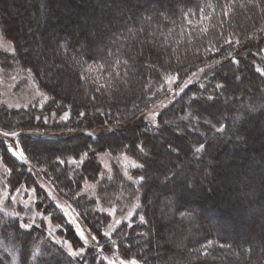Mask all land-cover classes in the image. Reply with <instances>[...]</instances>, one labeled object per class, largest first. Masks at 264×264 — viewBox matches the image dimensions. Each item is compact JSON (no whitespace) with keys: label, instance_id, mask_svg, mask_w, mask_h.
<instances>
[{"label":"trees","instance_id":"16d2710c","mask_svg":"<svg viewBox=\"0 0 264 264\" xmlns=\"http://www.w3.org/2000/svg\"><path fill=\"white\" fill-rule=\"evenodd\" d=\"M6 1L0 0V7L3 10H6L8 5L6 3L5 6ZM44 1H40L41 6ZM46 1L48 5L54 2L60 6L58 10L60 12L56 11L57 9H48V15L52 12L49 15L51 19L56 15L66 19L63 24L61 23V26L63 30L66 28L67 31L65 34L61 31L62 39L59 37L53 40L55 36H59L60 30L58 29L54 33L52 30L50 35L53 37L55 34V36L48 41L46 37L44 42L47 48L48 45L55 44L54 50L57 51L56 57L61 61L60 65H62V59L68 61V64L63 61L62 69L59 71L61 77L71 74V77L74 78L72 80L79 88L76 90L77 94L74 92L75 94L73 93L71 96L69 95L71 92L68 91H65L64 94L55 92L49 88V83L47 84L44 78L39 80L35 73V71L38 72L36 64L30 65L26 62L27 60L29 62V59L18 52V40L12 37L15 34L13 27L15 25L5 23L4 20L2 24L5 37L13 42L17 57L21 56L19 59L27 64V67L38 79L40 87L51 96L49 105L40 109L30 107L21 112L20 116L15 117L24 128L25 126L35 128V130L47 133L48 136L18 137L21 153L13 155L7 141L0 135V156L11 167L14 179L22 180L29 164L36 165L34 159L38 150L34 146L40 143L39 141H46L58 146V148H49L46 152L48 155L45 156L48 159H40L42 162L47 164L52 160L51 166L58 164L65 168L61 161L66 162L69 157L75 158L78 166H74V169L80 170L81 180H88L94 169L99 168L100 170V165L96 164L97 160L95 159L98 153L104 151L113 153L123 148L130 150L129 147H131L134 150L133 157L136 156L137 160H139V156L143 158L137 147L139 144L142 145V142H150V137L155 138L151 133H147L145 138L131 146L128 142L125 143V140H120L119 146L123 145L122 147L109 144L113 142L108 138L103 139L102 136L109 134L106 132L98 134L96 137L80 132L75 133L79 129L87 130L95 126V121L87 118L97 107L98 109L108 107L105 110L107 116L115 118L123 116L124 120L126 116L129 119L141 111L144 101L148 100L144 86L147 85V78H149V76L145 77L149 74L144 71L143 62L140 60L142 58H139L140 42L143 40H147V42L142 46L157 60L159 53L172 55L174 58L171 63L177 61L178 57L181 63L189 68L177 71L181 75L197 69L201 61L203 65L214 61V59L221 61L219 64H214L208 70L209 72L207 71L205 77L190 84L184 93H181L171 104V108L159 114L160 119L168 122L174 116L183 113L184 115L189 113L188 117L199 119L196 132L182 130L183 134L177 135L178 132L175 134L167 129L169 123L166 126L163 122L157 128L160 134L167 135L168 138L173 136L177 145L181 144L186 158L191 156L194 160H199L201 170L204 169L208 174L219 177L223 176L219 175L223 173L222 169L215 168L214 171H211L208 167L212 159L216 157V148H223L228 143L238 145L243 142L245 149H240L238 146L231 149L230 152L240 153L239 151L242 150V154H245L248 151L260 149L264 144V141L259 142L258 134L253 133L249 128V125L257 124L258 121L264 122V73L258 71L253 64L254 52L261 53L264 49V0H181L177 3H174L173 0H96V2L88 0L91 8L95 9L93 11L103 14L97 19L103 20L96 25L95 34L91 30L93 25H90L89 29L80 30L79 36L85 38L81 46H76L79 36L73 34L72 27H69L71 26L69 19L80 20L83 17L86 9V5L82 4L84 1ZM54 11L58 13L54 14ZM90 18L93 20L94 15L92 14ZM201 19L202 22L195 25ZM83 22L86 23L85 20ZM52 24L49 22V27ZM39 40L41 43L43 42V38ZM225 40H230L231 43H225ZM137 49L140 51L135 54ZM231 53L233 55L229 57L228 55ZM141 54H144V50ZM8 56L2 54L0 60ZM262 68L264 72V63ZM217 85L223 87L218 88ZM149 86L148 92L152 93V84L150 83ZM81 92L86 104L78 97ZM128 93L131 96H127ZM230 94H233V98L228 97ZM235 95L239 98H235ZM82 107L84 109L81 110ZM67 110L76 117L74 120L45 124L43 119L40 121L36 119L37 116L49 117L53 111L60 113ZM81 112L85 115L80 116ZM8 113L4 109H0V120L9 125L11 120L6 117L10 116ZM102 115H97L96 119L102 120ZM181 135H185L186 138L193 136L194 139L190 144L189 141L179 143V139L183 138ZM164 139L166 140V138ZM201 145L204 147L198 152L197 149ZM166 147L165 151L170 154V157L177 155L175 153L178 150L176 146H171L167 142ZM228 149L227 147L226 150L228 151ZM85 153H87L86 156ZM21 154H23V159H21ZM81 158H83L82 163H80ZM249 158L245 155L242 163L251 165L252 161L254 166L249 167H252L255 172L258 169L261 170L259 173L263 174L258 175H264L263 163L253 161L251 158L250 161ZM41 161L38 160L39 165ZM153 165V161H150L147 171L150 172ZM142 169L144 171V167ZM62 173L63 171L58 176H62ZM29 176L31 177L30 174ZM141 176L144 178L143 182L138 185L141 187V193L135 194L140 200V207L137 208L140 215L133 216L132 222L121 225L123 233L119 237V241H116V245H121L122 242L124 244L116 251L118 255L109 253L107 241L94 230L95 228L89 226L93 231L90 235L95 236L96 239H92L91 244L87 245V249L92 251L93 256L99 257L100 264H110V262L111 264H120L121 260L127 262L132 259L137 260L138 264H264V230L260 232L251 229L243 237H231L225 230L217 227L220 218L230 216V211L235 207L234 202L227 204L222 200L214 202L208 197L210 192L208 195L204 191L200 194L195 193L196 190L193 191V187L188 188L185 183L182 185L178 180L176 182L175 169L167 171L162 183L158 185L153 184V178L145 176V172ZM242 177L247 180V187L245 188L241 183V192L252 191L250 195L254 197L255 192L259 193V196L255 197L256 202H252L251 209L253 210L250 214L253 218H257L258 225L263 226L264 218L259 214L261 215L264 210V195L260 193L264 191V182L258 188L253 187V190L249 186L251 178L247 174H243ZM62 180H64V176L61 177L60 181ZM10 183L18 184L17 181H10ZM55 186L60 193V188ZM214 190L218 196H221L222 191L216 188ZM154 192L155 195L157 193V196L152 199L151 193ZM161 201L165 202L166 212H171L177 222H183L181 224L183 236L179 240L180 244L177 249L161 245L157 253L154 244H149L150 233L148 231L150 228L155 230L160 227L151 214L155 213L154 208L160 207ZM48 205L53 207L61 220L64 221V215L55 202L48 199ZM140 216L144 217V222L140 221ZM235 225L239 226L240 223L236 222ZM232 227L234 228V226ZM39 229L42 230V228ZM159 229V232L164 230L163 227ZM40 230H37L34 225L23 230V234L20 229H16L10 244L7 245L5 240V244L0 245V261L5 262L3 259L7 258L6 262L8 263L6 264L82 263L80 260H77L76 263L75 258L70 256L72 260L66 256V253L56 243L53 248H50V244L43 243V240L39 242L44 238V232ZM186 230L188 236H186ZM72 233L73 239L80 243L75 232L72 231ZM2 234L0 233V237ZM161 237L163 238L162 233ZM208 241L212 242L211 245L202 248L201 246L206 245ZM35 244L39 245L37 254L33 253ZM52 253L59 254L62 260L58 261L52 256Z\"/></svg>","mask_w":264,"mask_h":264},{"label":"rangeland","instance_id":"374dc122","mask_svg":"<svg viewBox=\"0 0 264 264\" xmlns=\"http://www.w3.org/2000/svg\"><path fill=\"white\" fill-rule=\"evenodd\" d=\"M40 1L41 0H7L5 2V6L6 3L8 4L6 10L0 7V55H9L5 59L0 60V109H4L7 113L9 112L8 114L10 116L6 117H9L8 120H11L9 125L0 120V133L3 131H16L19 133L17 137H4L13 155L21 153L18 137L48 136L47 133L35 130V128H27V126L24 128L22 123L15 118L30 107H37L40 109L51 103V96L40 87L38 79L44 78L47 84L49 83V88L61 94L68 91L71 92L69 95L72 96L74 92L77 94L76 90L79 88L76 82L72 80L74 78L71 77V74L65 71L68 75L61 77L59 71L62 69L63 61L67 62V64L68 61L62 59V65H60L61 61L56 57L57 51L54 50L55 44H50L47 48L44 42L46 37L48 41L55 36L54 34V36L51 37L50 32L52 30L53 33L58 29L60 30L59 36H55L53 40L62 37L61 31L65 34L67 29L65 28V30H63L61 23L63 24L66 19L61 18V16L59 17V15L51 19L49 15H51L52 12L48 15V9H57L56 11H58L60 6L54 2L48 5L46 0H43L44 4L41 6ZM83 1L84 3L82 2V4L86 5L83 17L80 20H74L73 18L69 19L71 22V26L69 27H72L73 34L77 37L79 36L80 30L89 29L90 25H93L91 30L95 34L97 30L95 29L97 28L96 25L103 20L100 19L101 21H99L97 19L98 16H103L102 13L93 11L95 9H93V7L91 8L88 0ZM173 1L177 3L181 0ZM91 2H96V0H91ZM56 11H54V14L60 12ZM92 14L94 15L93 20L90 18ZM202 19L195 25L200 24ZM4 20L5 23L15 25L13 26L15 34L12 37L18 40V52L20 55H24L25 58L27 57L29 59V62L26 59L27 63L30 65H32V63L36 64L38 72L35 71V73L38 75V79L33 71L27 67V64L19 59L20 55L17 57V51L13 42L5 37L2 24ZM83 20H85L86 23H84ZM49 22L53 23L50 27ZM38 34L39 39L43 38L42 43L38 39ZM9 37L11 36L9 35ZM84 39L83 36H79L76 46H81L85 41ZM100 42H102V40H100ZM146 42L147 40L140 42L141 51L140 49H137V51L135 50V54H138L140 51L139 58H142L140 60L143 62V69L149 74L145 76H149V78H147V85L144 86V92L148 100L144 101L145 103H143L141 111L135 113V115L129 119L126 116L124 120L123 116L117 118L107 116L105 110H107L108 107H103V109H98L97 107L87 118L88 120H94L95 126L92 129H79L75 131V133L80 132L91 137H96L98 134L100 135L105 132L109 133L107 136L102 137L103 139L108 138V140H111L114 144L108 143L113 146H119V144H121L120 140H125V143L128 142L131 146L145 138L147 133H151L155 138L150 137V142H142V145L139 144L137 147L138 152L143 158L139 156V161L135 158V155V157H133L134 150L131 147H129L130 150L121 148L122 150L113 153H109L108 151L98 153L95 159L97 160L96 164L100 165V170L99 168L96 170L94 169L88 180H81L79 177L80 170L74 169V166H78L77 162H68L75 158L69 157L66 161L67 163L63 161L65 168H62V166L60 167L58 164L51 166L52 160L48 161L47 164L42 162L40 159H48L45 157L48 155V153H46L48 149L53 147L58 148V146L46 141H39L40 143L34 146L37 147L38 150L36 154L34 153L36 155L34 159L36 165L34 166L32 163L29 164V168L25 170V177H22V180H16L12 177L13 172L11 167L8 166L0 156V233H3L2 237H0V245L5 244V240L7 241V245L10 244L13 232H16V229H20L23 234V230L28 228H22L20 225L27 223L31 226L34 225L37 230L42 228L40 231L44 232V238L40 239L39 242L43 240V243L50 244V248H53L56 243L62 248V251L66 253V256L75 258L76 263L77 260H80L82 262L80 264H100L99 257L93 256L92 251L87 249V245L92 242V236L90 234L93 233L89 226L95 228L94 230L107 241L110 250L109 253L115 255L118 248L124 244V242H122L121 245H116V241H119V237L123 233L121 225L123 223L132 222L133 220H131V218L133 216L140 215L137 209V205L140 207V200H138L135 194L141 193V187H138L144 180V178L142 181L140 180V177L144 176H141V174L145 172V176L153 178L152 183L158 185L162 183L166 172L172 169H175L176 182L178 180L182 185L185 183L188 188L193 187V191L196 190L195 193L200 194V192L204 191L208 195L210 192L208 197L214 202L222 200V202L226 204L235 203V207L230 211V216L228 217L227 215L224 218H220V221L217 222V227L225 230L231 237H243L247 235L251 229L260 232L264 230V223L262 224L263 226L258 225L257 218H253L250 214L253 210L251 209L253 205L252 202H256L255 197L259 196V193L255 192L254 197L250 195L252 191L241 192L240 187L241 183L242 185L244 184L243 186L245 188L247 187V180L243 179V174H247L251 178L252 181L249 182V186L253 190V187L258 188L259 185L264 182V175H258L263 174L259 173L261 170L258 169L255 172L252 167H249L254 166L251 160H256L264 165V144H262L260 149L251 152L248 151V153L245 154H242V150L239 151L240 153H237V151L234 153L230 152L231 149L238 146H240V149H245V144L243 142L238 143V145L228 143L227 146L225 145L223 148H216V157L212 159L208 167L211 171H214L215 168L222 169L223 173L219 175L223 176L218 177L208 174L204 169L201 170L199 160H194L191 156L186 158L181 144L177 145L173 136L168 138L167 135L160 134L157 129L160 126L159 124L163 122L166 126L167 123H169L167 129L175 134L178 132L177 135L183 134L182 130L189 132H196L198 130L197 123L199 119L188 117L190 115L189 113L185 115L184 113L176 115L170 122L160 119L159 114L166 112L167 109L172 107L171 104L180 95H176L180 87H183L184 84L189 81H191L190 84H193L205 77L209 72L208 70L211 69L214 64H219L221 61L214 59V61H209L210 63H205V65H203L201 61L197 69L191 73L186 72L185 75H181L177 71L187 70L189 68L183 65L178 57L177 61L171 63L174 58L172 55L159 53L157 60L147 53V49L142 46L146 45ZM136 46L138 45L136 44ZM143 50L144 54H141ZM232 55L233 53L228 56L231 57ZM254 57V66L257 70L259 69L260 72L264 73L262 68V64L264 63V49L261 53L254 52ZM173 80H175V83L172 82ZM150 83L153 88L152 93L148 92L150 90ZM127 96H131V94L128 93ZM78 97L84 100V102L86 101L82 92L79 93ZM228 97L233 98V94H230V96L228 95ZM236 97L237 99L239 98V96L235 95V98ZM80 109L82 110L84 107ZM101 111H103V113H101ZM66 112L69 114L70 121L76 118L71 114V111L67 110ZM52 113L56 114L55 119L52 118ZM64 113V111L60 113L59 111L51 112L47 123L67 122L69 119L67 121H61L59 119ZM100 114H103L102 120L96 119V116ZM249 128H251L253 133L258 134V137H260L259 142L264 141L263 121H258L257 124H251ZM124 130L126 131L123 132ZM181 136H183V138L179 139V143H186L189 141L190 144L194 139L193 136L187 138L185 135ZM164 138H166V140ZM167 142L170 143L171 146L174 145L177 147L178 150L174 148L177 150V152L175 151L177 155L175 154V156L170 157V154L165 151ZM58 145L61 146V144ZM122 146L123 145H120L119 147ZM227 147L229 148L228 151L226 150ZM134 148H136V146H134ZM172 152H174V150H172ZM245 155L251 158V160L249 158L251 165L242 163L243 159H245ZM38 160L41 161L40 165ZM150 161H153L154 167L151 168L149 172L147 170ZM139 165H143L144 171H142L143 167H137ZM61 171H63L62 176H64V180L62 181H60L62 176H58ZM129 175L132 176V180L128 179ZM10 181H17L18 184H12ZM194 181L197 182L195 183ZM55 185L60 188V193L57 191ZM196 186L198 187L196 188ZM214 188L222 191L221 196L215 193ZM164 190L165 189H163V191ZM260 193L264 195V191ZM151 194L152 199H155L157 193L156 195L155 192ZM47 198L54 201L58 206L64 215V221L61 220L56 211H53L54 208L48 205ZM166 208L165 202L161 201L160 207L154 208L155 213L153 212V214H151L157 220V223H159L158 225L163 227L164 230L162 229L163 231L159 232L160 227H157L158 231L157 229L152 230V228H150L149 230L148 228V232L150 233L149 244H154L157 253L161 245L177 249L180 244L179 240L183 236V230L181 229V224H183V222H177L171 212L165 211ZM130 212L132 215L129 217L128 214ZM259 216L264 218V210ZM116 220H120L121 223L117 225L115 223ZM236 222L240 223V225L236 226ZM232 226H234V228ZM72 231L75 232L80 243L73 239ZM80 232L84 234L83 239H81L79 235ZM106 232L109 233L108 236H104ZM186 232V236H188V231L186 230ZM161 233L163 238L161 237ZM113 241H115V243H113ZM23 242L26 244L24 239ZM35 245L33 253L37 254L39 245ZM70 250L81 252L82 254L72 256L69 254ZM116 254L118 255V253ZM52 256L58 261L62 260L59 254L52 253ZM3 261L5 262L0 261V263H8L6 262L7 258H4Z\"/></svg>","mask_w":264,"mask_h":264},{"label":"snow or ice","instance_id":"6c2138e0","mask_svg":"<svg viewBox=\"0 0 264 264\" xmlns=\"http://www.w3.org/2000/svg\"><path fill=\"white\" fill-rule=\"evenodd\" d=\"M225 43H231V41H230V40H225ZM258 71H259V69H258ZM172 82L175 83V80H173ZM190 83H191V81H189L188 83L184 84L183 87H180V88H179V92H177L176 95H179V94H181V93H184L185 89L188 88V86H189ZM201 87H203V85H201ZM217 87L220 88V87H223V86H222V85H217ZM209 99H211V97H209ZM79 115H80V116H84L85 114H84L83 112H81V113H79ZM52 118H53V119L56 118V114H55V113H52ZM36 119H37V121H40L41 119H43V123L46 124V123L48 122L49 117L44 116L43 118H41L40 116H37ZM59 119H60L61 121H67V120L69 119V114H68V112H65V113L63 114V116H61ZM0 135H2V136L5 137V138L10 137V136H11V137H17V136L19 135V133H17L16 131H3L2 133H0ZM203 147H204V145H201L200 148L197 149V151L199 152L200 149L203 148ZM86 155H87V153H85V156H86ZM21 159H23V154H21ZM68 162H69V163H76L75 160H70V161H68ZM82 162H83V158H81L80 163H82ZM61 163H63V161H61ZM134 166H136V165H134ZM137 167H143V165H139V166H137ZM126 175H127V173H126ZM128 179H129V180H132V176L129 175V176H128ZM140 180L142 181V180H143V177H140ZM137 207H139V205H137ZM53 211H55V209H53ZM128 215H129V217H130V216L132 215V213L130 212ZM140 221H141V222H144V217H143V216H140ZM115 223H116L117 225H119V224L121 223V221H120V220H116ZM20 227H22V228H30L31 225L25 223V224H21ZM129 227H130V225H129ZM79 235H80L81 239L84 238V234H83V232H80ZM108 235H109V233H107V232L104 233V236H108ZM91 239L95 240L96 237L93 236V237H91ZM85 242H87V241H85ZM113 243H115V241H113ZM211 243H212L211 241H208L206 245H202L201 247H202V248H207L208 246L211 245ZM69 254L72 255V256H78V255H81L82 253H81V252H74V251H71V250H70V253H69ZM205 254H207V253H205ZM110 264H111V262H110ZM120 264H138V262H137V260H135V259L129 260V261H127V262H125L124 260H121Z\"/></svg>","mask_w":264,"mask_h":264}]
</instances>
